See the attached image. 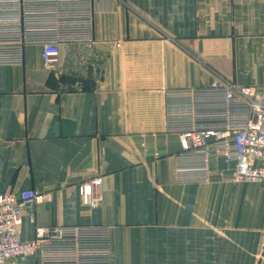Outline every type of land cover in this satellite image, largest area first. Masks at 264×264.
I'll list each match as a JSON object with an SVG mask.
<instances>
[{"label": "crops", "instance_id": "obj_1", "mask_svg": "<svg viewBox=\"0 0 264 264\" xmlns=\"http://www.w3.org/2000/svg\"><path fill=\"white\" fill-rule=\"evenodd\" d=\"M93 44L0 65V193L35 189L22 240L45 225L110 226L112 264H264V182H181L165 90L218 75L264 90V0H95ZM103 177L96 208L79 185ZM9 264V263H8Z\"/></svg>", "mask_w": 264, "mask_h": 264}, {"label": "built area", "instance_id": "obj_2", "mask_svg": "<svg viewBox=\"0 0 264 264\" xmlns=\"http://www.w3.org/2000/svg\"><path fill=\"white\" fill-rule=\"evenodd\" d=\"M95 0H0V65L22 64L27 46H42L46 66L61 46L93 44ZM166 130L179 137L175 158L181 182H208L216 160L234 166L235 181L264 182V90L218 75L205 86L165 90ZM82 203L99 207L103 177L79 185ZM35 189L0 193V264H112L110 226L45 225L20 238L25 208L42 201Z\"/></svg>", "mask_w": 264, "mask_h": 264}, {"label": "rangeland", "instance_id": "obj_3", "mask_svg": "<svg viewBox=\"0 0 264 264\" xmlns=\"http://www.w3.org/2000/svg\"><path fill=\"white\" fill-rule=\"evenodd\" d=\"M21 264H34V261L32 258H24L22 261H21Z\"/></svg>", "mask_w": 264, "mask_h": 264}]
</instances>
